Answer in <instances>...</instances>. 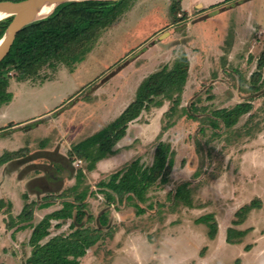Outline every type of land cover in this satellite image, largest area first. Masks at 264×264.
Instances as JSON below:
<instances>
[{
  "label": "rangeland",
  "instance_id": "rangeland-1",
  "mask_svg": "<svg viewBox=\"0 0 264 264\" xmlns=\"http://www.w3.org/2000/svg\"><path fill=\"white\" fill-rule=\"evenodd\" d=\"M169 3L179 11V0H138L118 25L100 34L92 49L95 52L77 68L76 64L73 71L53 61L23 84L16 70H8L5 78L15 97L0 110V156L18 142L20 158L46 149L49 153L43 162L48 163L46 157L58 159L63 153L69 157L68 145L71 147L78 139L61 132L57 135L58 131L53 143L42 139L45 127H37L44 120L66 122L67 117L76 115L72 120L77 124L80 116L92 114L93 127L113 121L123 105L134 99L143 78L164 65L171 68L183 52L189 21L182 11L172 16ZM214 8L215 14L231 9L198 23L199 19L191 20L196 23L189 29L196 38L192 51L198 53L204 45L208 55L190 58L191 69L180 96L163 99L162 108L149 104L121 143L125 150L117 160L118 166L124 161L120 167L136 158L149 166L157 144H170L175 157L167 182L157 181L144 202L134 201L144 209V214L138 216L132 202L106 204L97 184L108 180L110 174L95 173L85 178L86 185L76 191L89 188L83 228L93 230L94 235L100 230L101 240L86 252L80 264H264V0H235L207 9ZM178 18L180 21L175 22ZM174 32L180 34L179 41L171 57L161 64L163 58L157 55L175 46L177 38L167 40L169 33ZM155 42L159 45L152 47ZM210 43L214 51L208 48ZM122 57L123 61L117 62ZM67 58L70 59L66 56L65 61ZM125 62L129 64L124 66ZM95 88L100 104L109 97L112 100L97 108L79 99L75 102L76 98H90ZM71 95L75 98L70 105L75 104L61 106ZM243 102L251 103L252 109L231 128L214 116L216 110H229ZM214 123L218 126L213 127ZM9 135L17 140L7 138ZM87 164L73 161L75 170L84 169ZM257 198L262 210L250 213L236 227L251 231L239 241L241 244H227L225 231L232 226L234 212ZM59 200L53 203V210L61 207ZM206 214H212L217 221L213 241L207 237L206 226L195 222ZM104 220L106 225L100 226ZM50 224V234L43 242L70 234L69 222H63L59 229L54 227L55 221ZM0 232V248H4V252L0 251V264H24L32 251L28 246L30 233L24 232L18 239L10 238L8 231ZM245 246L251 248L249 252H245Z\"/></svg>",
  "mask_w": 264,
  "mask_h": 264
},
{
  "label": "trees",
  "instance_id": "trees-1",
  "mask_svg": "<svg viewBox=\"0 0 264 264\" xmlns=\"http://www.w3.org/2000/svg\"><path fill=\"white\" fill-rule=\"evenodd\" d=\"M23 0H0V2ZM135 0H120L116 2L102 1H73L59 5L54 12L23 28L16 36L8 55L0 62V107L11 101L12 95L8 91L9 80L5 78L8 70H16L19 82L33 76L42 66L53 61H59L67 66L70 71L76 64L81 63L92 51L101 33L118 21L128 11ZM234 0H224L228 3ZM219 6V5H218ZM179 8V7H178ZM171 14L175 17L178 9L175 4L170 7ZM11 18L0 22V39ZM177 21H180L178 19ZM176 22V21H175ZM66 56L67 58L65 61ZM189 72V61L184 53L177 57L171 68H163L144 79L136 90L134 100L113 122L106 125L97 133L86 140L73 146L71 158L77 156L88 162L87 170H92L100 159L113 154L112 148L124 137L128 124L138 119L141 113L148 109V105L162 107L163 99L170 100L172 95L179 97L185 86ZM156 99V100H155ZM177 103V100H176ZM151 107V106H150ZM252 104L243 102L233 108L220 109L214 112L216 118L222 119L227 128L235 126L243 115L250 112ZM217 124L214 123L213 127ZM218 126V125H217ZM162 130H166L163 128ZM175 153L170 144L160 141L154 149L152 164L144 166L139 158L108 176V180H101L97 187L107 205H112L124 200L132 202L136 208V215L144 214V209L134 201L144 202L148 191L156 184L166 183L169 173L174 166ZM7 160V156L0 158V164ZM83 175L78 174L77 183L71 191L75 192ZM87 196L85 188L75 195L72 203L65 202L63 206L46 216L35 226L32 225L35 204L26 203L16 220L10 215L6 227L16 231L31 228L28 241L32 248L30 256L24 264H80V259L86 252L101 240L100 230L94 235L93 230L83 228ZM189 206L190 202H186ZM259 201L253 200L244 205L235 213L232 225L239 224L248 212L259 207ZM11 204L0 198V213H10ZM73 219L69 228L70 234L55 236L46 243H41L48 235L50 219ZM87 219V217H86ZM203 224L208 229L207 237L213 240L217 234V221L212 214H206L195 221ZM106 221L100 226L106 225ZM246 232H238L233 228L226 229V242L239 243ZM13 238V235H12ZM248 249V247H246Z\"/></svg>",
  "mask_w": 264,
  "mask_h": 264
},
{
  "label": "crops",
  "instance_id": "crops-1",
  "mask_svg": "<svg viewBox=\"0 0 264 264\" xmlns=\"http://www.w3.org/2000/svg\"><path fill=\"white\" fill-rule=\"evenodd\" d=\"M137 2H138V0L134 1L132 4V7L128 11H126L118 21H116L113 25L108 27L104 31V33L109 32V30L114 25H118L121 22V19L123 18V16H125L132 8H134L137 5ZM223 2H224V0H179V3H180L179 7L180 8H179L178 13L175 16H177L180 13V11H182V13H184L183 16L186 17L185 18L186 21L187 20L189 21L188 23H186V28H185L186 34H187V36H185L186 37L185 38L186 43L183 47V52H181V53H184L186 55V57L189 61V68H190V58L196 59V55L198 57H202V58L204 57L205 58L208 55V51L204 48L205 47L204 45L200 46L201 49L198 53L192 51L191 44L195 43L194 41L196 40V38L189 34V29L194 24L202 21L203 19H208L211 15L217 16L219 14H222L226 10L231 9V8H227L225 10L223 9L222 11H218L217 14H215V11H216L215 9H217V8L210 9V11L207 9L210 6H215V5L219 8V6L223 5ZM231 2H233V1H231ZM231 2H228V3H231ZM228 3H224V4L226 5ZM171 5H172V3L169 6V11H170ZM198 6H200L201 8L197 9ZM233 7H235V6H233ZM157 13H160V10H158ZM170 14H171V11H170ZM161 15L164 16L165 12L164 11L161 12ZM178 19H181V18H178ZM194 19H199V21L192 24L191 20H194ZM176 22H179V21H176ZM187 31H188V33H187ZM177 37H180V34H178L177 32L169 33V37L167 38V40L175 39ZM216 40L217 39L212 40V43L215 44ZM178 41H179V38H177L174 41L175 46H170L164 50H161L160 55H157L158 58H161V59L163 58L162 61L160 62L161 64H165L166 58L171 57V55L173 54V50L176 47V43ZM163 42L161 41L160 43H163ZM212 43H210V45H208L209 46L208 48L211 49V51H214V46ZM158 45H159V42H155L154 44H152V47L153 46L156 47ZM236 45H237V39H236V41L232 47V51ZM94 52L95 51L93 50L89 54L94 53ZM217 52L219 53L220 50L218 49ZM232 55H233V53L231 54V56H229L230 58H228L229 59L228 61L231 60ZM120 61H123V57L120 60H118L117 62H120ZM82 62H84V61H82ZM143 62H141V63H143ZM80 64H78L76 66V68ZM128 64H129V62L128 63L125 62L124 66H126ZM60 69L61 68H59L58 70H60ZM56 72H55V75H56ZM143 80H144V78L140 81V83ZM44 82H46V81H44ZM140 83H139V85H140ZM23 84H24V82H23ZM97 89L98 88H95V90L93 92H91L90 98L85 99V100H80V98H76L75 102L79 99L78 101L85 102L86 104H91V105L95 106V108H97L98 105H100V106L105 105L107 100H109V101L112 100V97H109V99H106V101H104L105 103L100 104L101 101L99 102L98 96L95 95V91L98 92ZM8 91L12 95L11 101L5 105H2L0 107V110L2 109V107H7L15 97L13 90L8 88ZM135 93H136V91H135ZM72 95L69 96L68 99L65 100L64 102H62L60 105L63 106L65 104L66 107L73 106L75 103L70 105V102L74 101V98H75V96H72ZM82 97H81V99H82ZM130 103L123 105L122 109L120 110V112L118 113V116L116 118H118L120 116V114L127 108V106ZM163 106H164V104L162 105V107ZM73 117H76V115H72L70 117H67L66 122H64V119H61L60 121H59V119L44 120L45 123H43L42 125L37 127V129L39 127L40 128L45 127V129L42 132L43 135H41V136H42V139L49 140L50 143H53L55 141L53 139L56 136V131H58L57 135H59L61 132L63 134V136L70 135L73 139H76V140L78 139L77 143L73 144L71 147H70V145H68V149L70 151L69 157L71 156V149L73 146H75L78 143H80V142L86 140L87 138L91 137L93 134L97 133L102 128H104L106 125L110 124L111 122H113L116 119L115 118L113 121H111V122H109L103 126H100V127L94 126L93 127V121L95 120V118L93 117L92 114L86 115V116H80L81 119L79 120V122L77 124L74 123V121L72 120ZM137 120L138 119L134 120L133 122H136ZM133 122L128 124V127L126 129V133H125L124 137L122 139H120L112 148V151L114 153L107 155L103 159H100L99 161H97L92 170H87L86 167L84 169L75 170L74 169L75 166H73L74 159H78V160L83 161V162H86V161L82 158H78L77 156H75L74 158H71L72 160H70V158L67 157L66 153L61 154V156L59 155V158L55 159V160H50V158L46 157V161L48 163L43 162V161H45L44 158H45L46 154L49 153V152H47V151H49L47 149H46V151L38 150V151L30 152V154L25 156V158H22V157L20 158V157H18V152H19L18 151V149H19L18 148V146H19L18 142L15 143V147L12 150L4 151V153L1 154L0 158L6 155L7 160L0 164V198L3 199L6 203L9 202L11 204V210H10V213H5L4 211L0 213V231L5 230V231L10 232V234H9L10 238H12V235H13V237H18V239H19V237L21 235H24V232L30 233L29 235H31V228H29V227H27L25 229H20L17 231H16L17 226L12 228V229H8L6 227V223L8 221V216L10 215L11 217H13L14 220H16L17 216L22 211L24 205L26 203L33 202L35 204V206H34V211H33L34 216H33V220L31 223H32V225L35 226L37 223L42 221L46 216H48L51 213L59 210L65 202L72 203L75 195L78 194V193H76V191H79V188L83 184L86 185L84 183L85 178L88 179L89 176H92L95 173L96 174L97 173L112 174V173L116 172L117 170L123 168L120 166L124 163V161L118 166L119 163L117 162V160H120V158L123 156L122 153H123V150H125V149H123L124 147L121 146V143L127 136H129L130 127L132 126ZM11 125H13V127H14V125H16V123L11 124ZM71 132H73L74 134H69ZM7 138L12 139V140H17V139H14V136H12V135H9V137H7ZM27 148H29V147H27ZM67 173H69L70 175L68 174L69 175L68 176ZM79 173H81L83 175V178H81L82 183H80L79 188L77 186L76 191L73 192V191H71V189L76 186V183H77L76 180L78 178ZM66 181H69L68 182L69 186H66V184H67V183H65ZM84 189L85 188L83 187L82 190H84ZM86 189H87V196L84 200L85 204L87 203L86 200L89 197V188L87 187ZM63 190H65V191L63 192ZM82 190H80V191H82ZM72 194H73V196H72ZM69 196H71V197L69 198ZM33 197H35V200L33 199ZM52 197H56V198H52ZM58 197L60 198V200L58 199ZM13 198H15L17 200L14 201ZM58 200L61 201V207H57V208L55 207L53 210V207L55 206V205H53V203L58 201ZM257 200H259V199L257 198ZM251 201H253V200H251ZM250 202L246 203L245 205L249 204ZM262 204H263L262 206H264L263 201H262ZM243 206H241V207H243ZM262 208L259 205L258 208H254V209L250 210L248 212V214L246 215V217L239 224L231 226V228L235 229L238 232H246L245 235L240 239V241L251 230L250 229L238 230V229H236V227H238L239 225H242L244 223V221H246V219H248L247 216H249L250 213L253 214L256 211L262 210ZM238 210H236L234 212V220L236 219L235 213ZM53 221L56 222L54 227L59 229V228H61L63 222H69L70 223L69 226H70L73 219L72 218L71 219H65V220L50 219L49 223H52ZM51 225L52 224H50V227H48V229H47L48 235L46 236V238L50 234ZM69 226H68V228H69ZM9 230H12V231H9ZM69 230H70V233L73 231L70 228H69ZM213 240H211V241H213ZM43 241H44V239L42 240V242ZM225 241H226V231H225ZM46 242H43V243H46ZM236 244H241V243L239 242ZM28 246H29V244H28ZM250 249L251 248L248 247V249L246 250V246H245V252H249ZM0 251L4 252V248H0Z\"/></svg>",
  "mask_w": 264,
  "mask_h": 264
},
{
  "label": "water",
  "instance_id": "water-1",
  "mask_svg": "<svg viewBox=\"0 0 264 264\" xmlns=\"http://www.w3.org/2000/svg\"><path fill=\"white\" fill-rule=\"evenodd\" d=\"M82 0H23L19 2H0V13L8 14L11 21L0 39V62L8 55L17 34L26 26L50 16L54 10L66 2ZM102 2H116L120 0H90ZM54 5L51 14L40 17L43 9L48 5Z\"/></svg>",
  "mask_w": 264,
  "mask_h": 264
},
{
  "label": "bare ground",
  "instance_id": "bare-ground-1",
  "mask_svg": "<svg viewBox=\"0 0 264 264\" xmlns=\"http://www.w3.org/2000/svg\"><path fill=\"white\" fill-rule=\"evenodd\" d=\"M53 7H54V5H51V4L48 5V6H46L43 9L40 17H44V16H47V15L51 14V11L53 10ZM8 16H9L8 14H2V13H0V22L3 21V20H5V19H7V18H9Z\"/></svg>",
  "mask_w": 264,
  "mask_h": 264
}]
</instances>
